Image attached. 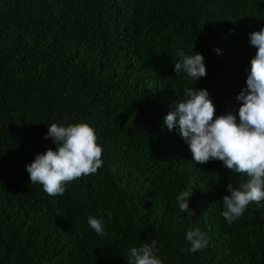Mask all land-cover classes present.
Here are the masks:
<instances>
[{"label": "trees", "instance_id": "obj_1", "mask_svg": "<svg viewBox=\"0 0 264 264\" xmlns=\"http://www.w3.org/2000/svg\"><path fill=\"white\" fill-rule=\"evenodd\" d=\"M261 29L264 0H0V264H127L152 239L164 264H264V208L222 216L246 174L196 163L164 124L186 88L208 90L216 116L238 113ZM180 51L202 54L207 77L177 74ZM53 123L89 124L103 146V167L62 196L25 167L56 150L44 139ZM185 190L190 219L176 201ZM196 228L208 245L193 253Z\"/></svg>", "mask_w": 264, "mask_h": 264}, {"label": "clouds", "instance_id": "obj_2", "mask_svg": "<svg viewBox=\"0 0 264 264\" xmlns=\"http://www.w3.org/2000/svg\"><path fill=\"white\" fill-rule=\"evenodd\" d=\"M251 46L258 49L251 60L246 88L237 96L241 102L238 113L216 116V107L206 89L186 88L184 98L175 101L164 124L169 131L179 128V134L189 145L196 163L221 161L231 172L246 174L247 183L238 188L228 185L230 195L223 198L222 216L232 224L255 202L264 208V29L250 34ZM218 55L220 49H215ZM180 62L174 63L177 74L185 73L186 80L199 82L207 77L206 60L202 54L186 55L180 51ZM215 117V119H214ZM45 140L51 139L56 150L38 154L26 165L32 184H40L50 196L63 195L68 183L98 172L104 165L103 146L98 143L96 130L84 123H53L48 126ZM193 192H181L176 201L179 210L190 219ZM111 212L108 213L111 218ZM88 225L97 235H105L103 218L88 217ZM189 251L195 253L208 245L200 229L186 232ZM127 264H164L159 256L158 241L144 242L128 251Z\"/></svg>", "mask_w": 264, "mask_h": 264}]
</instances>
